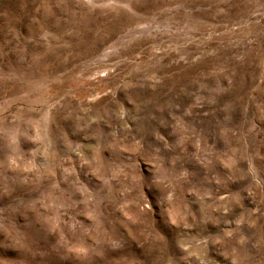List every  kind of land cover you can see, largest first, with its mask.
Instances as JSON below:
<instances>
[{
	"label": "rangeland",
	"instance_id": "rangeland-1",
	"mask_svg": "<svg viewBox=\"0 0 264 264\" xmlns=\"http://www.w3.org/2000/svg\"><path fill=\"white\" fill-rule=\"evenodd\" d=\"M0 264H264V0H0Z\"/></svg>",
	"mask_w": 264,
	"mask_h": 264
}]
</instances>
